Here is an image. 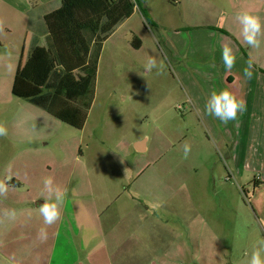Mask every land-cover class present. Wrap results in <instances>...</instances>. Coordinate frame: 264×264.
I'll use <instances>...</instances> for the list:
<instances>
[{"label":"rangeland","instance_id":"obj_1","mask_svg":"<svg viewBox=\"0 0 264 264\" xmlns=\"http://www.w3.org/2000/svg\"><path fill=\"white\" fill-rule=\"evenodd\" d=\"M34 1L0 0V41H23L26 18L32 31L40 32L44 15L62 5L61 0ZM139 3L159 25L209 22L195 1ZM143 19L137 11L104 43L84 129L62 123L46 141L56 157L48 171L52 174L44 175L43 167L33 173L35 178L51 176L61 187L70 181L74 218L52 264H247L254 246L264 240V186L254 188L263 185L264 165L258 161L264 144L256 143L254 132H225L220 120L188 110L191 104L185 102L169 45H189L188 34L150 33ZM135 37L142 42L140 49L132 45ZM149 57L161 66L159 73L144 71ZM144 139H149V150L135 153V141ZM185 142L191 145L187 157ZM77 192L82 196L76 197ZM127 205L135 207V214L125 212ZM95 224L102 226V235ZM133 226L140 237L128 242L126 227ZM111 249L117 252L109 255Z\"/></svg>","mask_w":264,"mask_h":264},{"label":"crops","instance_id":"obj_2","mask_svg":"<svg viewBox=\"0 0 264 264\" xmlns=\"http://www.w3.org/2000/svg\"><path fill=\"white\" fill-rule=\"evenodd\" d=\"M24 1L32 3L31 0ZM37 1L43 2V0ZM194 1L202 6L197 9V12L205 14L203 18L209 20L205 25L194 23V26L184 28L167 26L163 23L159 25V21H156L151 11L147 9L150 23L146 22V18L139 9H136L133 15L137 11L141 13L150 33H153V30L166 29L170 30V35L173 37L181 35L180 33L188 34L187 44L189 45L185 47H182L179 42L169 43L172 48L170 51L172 58L178 67L185 102L191 104V109L188 110L193 113L195 110L196 114L211 118L212 122L219 121L206 114L205 103L212 91L228 89L238 98H244L247 108L246 111L239 113L235 120L227 124L220 122L224 131L232 133L244 128L250 134L255 133L256 143L264 144V37L259 49L249 47L243 42L240 25L235 19L237 13L247 11L259 16L264 22V0H191V2ZM3 4L15 11L12 4L5 1ZM23 14L27 13L23 12ZM196 17L194 14V18ZM26 20L29 23L31 21L30 18ZM129 20L130 18L113 35H116ZM29 23L24 29L23 41L17 42L16 39L9 40V43L0 41V123L7 128V135L0 136V180H4L9 185L6 197H0V264H52L59 239L68 233V229L71 228L70 221L74 218L68 204L71 196L67 185L70 182L69 179L66 180L67 183L62 182L64 184L62 188L67 190V195L62 206L61 219L47 226L38 210L43 203L42 181L45 177L39 175L35 178L33 173L36 170L40 171L43 167L41 171H45L44 175L52 174L48 171L53 167L52 163L56 164V157L54 153L51 154L46 141L61 130L63 122L30 102L13 95L15 74L20 61L28 57L32 44L44 45L46 26L44 25L40 32H35L32 31ZM162 39H165L164 35ZM224 45L231 46L237 57L231 71L224 69L221 60V50ZM250 57L254 59L253 75L251 79H246L244 68ZM251 139L252 137L248 141ZM228 142L231 143V141ZM40 143L44 145L40 146ZM148 144L149 139L135 141V153L147 152ZM260 147L263 148V145ZM79 154H83L82 147ZM259 159L258 162L264 165V162L262 163L264 155H260ZM37 162L38 165H36ZM13 182H18L21 186L11 185ZM260 186H264V179L263 185H254V188ZM75 195L82 196L78 192ZM138 209L141 210L140 207ZM144 209L149 211V208ZM12 210L16 213L15 219L5 216L7 211ZM96 212L99 214L98 211ZM125 212L135 214V207L127 205ZM99 217L102 218L101 214ZM96 224L95 229L102 235V226ZM118 226L115 224L111 227L110 234L114 238L118 237V233L114 231L118 230ZM104 228L110 229V227ZM134 228L135 226L126 227L128 242L140 237ZM41 229L46 231L45 238H41ZM102 245L103 243L98 250L94 251L96 255L104 249ZM94 252L90 253L89 257L94 255ZM115 252H117L115 249H111L109 255Z\"/></svg>","mask_w":264,"mask_h":264},{"label":"trees","instance_id":"obj_3","mask_svg":"<svg viewBox=\"0 0 264 264\" xmlns=\"http://www.w3.org/2000/svg\"><path fill=\"white\" fill-rule=\"evenodd\" d=\"M35 2L34 0H31ZM140 0H61L45 15L44 45L32 44L15 74L13 95L82 130L95 97L104 43L139 9ZM136 49L142 42L132 41ZM11 185L20 187L18 182Z\"/></svg>","mask_w":264,"mask_h":264},{"label":"clouds","instance_id":"obj_4","mask_svg":"<svg viewBox=\"0 0 264 264\" xmlns=\"http://www.w3.org/2000/svg\"><path fill=\"white\" fill-rule=\"evenodd\" d=\"M240 25L243 42L253 49H259L264 37V22L257 15H253L247 11L239 12L235 17ZM221 60L226 71H231L236 64L237 57L229 45H224L221 50ZM254 59L249 58L247 66L244 68V76L246 79H251L253 75ZM154 69L157 73L160 72L161 66L157 64L154 57H149L144 64V71L151 73ZM246 101L242 97H237L228 89L212 91L205 103L206 114L213 116L222 123L227 124L237 118L239 113L246 111ZM7 135V128L3 123H0V136ZM185 157L191 152V145L185 142L183 146ZM127 169H125L126 173ZM43 203L39 206V213L43 217L44 224L51 226L61 219L62 206L67 195V190L54 182L53 177H45L42 181ZM9 191V185L0 180V197H6ZM9 219H15L16 213L14 210L5 213ZM264 223V221H261ZM41 238L46 237L45 229H41ZM247 264H264V240H260L254 246Z\"/></svg>","mask_w":264,"mask_h":264},{"label":"water","instance_id":"obj_5","mask_svg":"<svg viewBox=\"0 0 264 264\" xmlns=\"http://www.w3.org/2000/svg\"><path fill=\"white\" fill-rule=\"evenodd\" d=\"M138 149V148H137ZM139 150V149H138Z\"/></svg>","mask_w":264,"mask_h":264}]
</instances>
